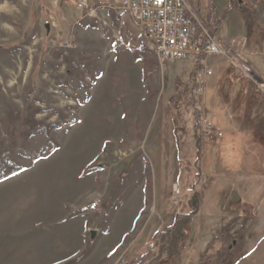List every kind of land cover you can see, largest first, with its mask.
I'll return each mask as SVG.
<instances>
[{"label":"rangeland","instance_id":"1","mask_svg":"<svg viewBox=\"0 0 264 264\" xmlns=\"http://www.w3.org/2000/svg\"><path fill=\"white\" fill-rule=\"evenodd\" d=\"M231 1L246 7L263 37L264 2ZM231 1L195 5L203 19L217 18L224 42L246 37ZM86 2L82 9L78 0H0V136L13 130L9 160L20 167L0 181V264H136L143 255L149 264L153 235L177 208L188 210L191 182L203 209L169 264H198L214 236L212 252L227 247L230 263L264 264V171L236 169L234 148L220 137L211 100L227 89L212 60L202 112L219 132L210 139L197 125L193 62H160L119 0ZM63 40L73 46L62 48ZM240 55L260 76L245 78L264 91V54L248 46ZM234 79L221 83L240 95L246 87ZM175 97L183 129L172 134ZM30 115L41 131L24 135Z\"/></svg>","mask_w":264,"mask_h":264},{"label":"built area","instance_id":"2","mask_svg":"<svg viewBox=\"0 0 264 264\" xmlns=\"http://www.w3.org/2000/svg\"><path fill=\"white\" fill-rule=\"evenodd\" d=\"M197 2L198 0H119V8L160 62L178 59L193 62L192 95L199 98L202 107L199 106L197 125L201 136L212 139L219 131L207 123L202 112L206 78L212 74L208 59L221 56L250 80L257 83L258 79L251 64L240 55L244 39L236 38L227 42L220 40L215 29L200 16L195 7ZM78 7L87 8L86 0H78ZM90 12L94 13L95 9L90 8ZM60 46L71 48L73 45L70 40H63ZM125 263L124 259L116 261V264Z\"/></svg>","mask_w":264,"mask_h":264},{"label":"crops","instance_id":"3","mask_svg":"<svg viewBox=\"0 0 264 264\" xmlns=\"http://www.w3.org/2000/svg\"><path fill=\"white\" fill-rule=\"evenodd\" d=\"M199 1L200 0H198L197 4H199ZM233 10L236 11L237 16L241 19L239 8L231 1L229 11L233 12ZM211 14V12L208 13L206 21L216 31L219 23H217V18L213 17ZM244 39L245 42L242 45L241 53L245 48H248L247 40L246 38ZM249 48L251 51H253L251 49V45ZM208 60H212V68L213 66H215L214 69L217 74L216 78L218 83L222 85V93H225L227 89V95L222 99L218 97L213 98L211 100V105L214 110L217 111L215 121H217L218 124L222 127V131H220V137H223L222 141L227 138L229 145L234 148V155L236 156V158L238 157L237 161L240 164H236L235 168H241L243 170L249 168L250 170H254V172L264 171V96H261V94L264 95V91L256 88L255 86H251L252 82L245 78L240 70L237 69L229 60L221 56L211 57ZM236 71L238 72L236 75V79L240 80V82L246 87L243 93L240 95L238 93H235V91L231 93L230 87L225 88V86L221 83L223 79L226 80L227 78L228 80L230 79L231 82H233V79L235 78L233 74ZM249 95L255 96L250 100V98L248 99ZM223 106H226L227 109L224 110ZM173 132L175 133L174 126L172 127V134ZM246 142H249L251 144H247L244 147H241ZM35 239V241L38 243V247L44 245V241L42 239H40L39 237H36ZM55 256L56 259H60V257L58 258L57 252L55 253Z\"/></svg>","mask_w":264,"mask_h":264},{"label":"trees","instance_id":"4","mask_svg":"<svg viewBox=\"0 0 264 264\" xmlns=\"http://www.w3.org/2000/svg\"><path fill=\"white\" fill-rule=\"evenodd\" d=\"M238 8L241 14V20L243 21V24L246 28L245 38L247 40L248 46L250 47L251 45V49L253 50V52L264 54V28H260L262 29L263 37L261 36L260 32H258V34L256 32L254 33V31L250 27V16L248 12H244L246 7L240 5ZM177 97H179V94ZM177 97L173 98L171 101V118L175 131L183 129L179 113H177L179 106L175 104V101H177L176 99H178ZM23 124L24 135L34 134V132H32L33 129H37V132L41 131V129L38 128L39 124L35 120H33L32 115L27 116ZM14 140L15 138L13 137V130L11 128L8 129L5 136H0V181L10 177L20 170V167L15 166V164L9 160ZM176 145H178V153L182 152L183 146L181 145V142H177L176 140ZM54 148H56V145H54ZM31 157L33 160L38 159V156ZM195 176H197V174ZM188 188L191 192L190 196L186 200L188 210L182 211L180 208H177L172 224L166 227L164 231L156 232L153 235L150 248L156 250L157 253L156 256L153 257V260L149 262V264H151L155 260L162 261V259H164V261L168 264L170 263V260L171 262L175 263L177 259H179L183 247L187 246L188 242L191 241L189 239V233L192 231L193 223L196 221V219H198V217H200L199 215L203 209V206L202 198L200 197L199 193L196 190L194 191L193 189L194 182L188 184ZM235 205L236 204H234L233 207H236ZM215 238L216 236H214L207 244L204 251L205 256L202 258L201 253L199 256H197V263L222 264L223 262H225V264H233L234 261L232 263L229 262V260L232 258L230 257V251L227 250V247L224 246L221 250L212 252L211 245ZM228 244L230 243L228 242ZM146 257V255L141 256L140 260L136 264H144L145 260L147 259ZM217 258H220L218 259L220 261H218ZM212 259H215V262H212Z\"/></svg>","mask_w":264,"mask_h":264},{"label":"water","instance_id":"5","mask_svg":"<svg viewBox=\"0 0 264 264\" xmlns=\"http://www.w3.org/2000/svg\"><path fill=\"white\" fill-rule=\"evenodd\" d=\"M46 27L48 28V25H46ZM95 235H96V230H89V239L92 241L94 240L95 238Z\"/></svg>","mask_w":264,"mask_h":264}]
</instances>
